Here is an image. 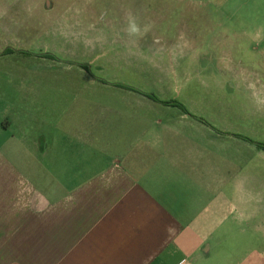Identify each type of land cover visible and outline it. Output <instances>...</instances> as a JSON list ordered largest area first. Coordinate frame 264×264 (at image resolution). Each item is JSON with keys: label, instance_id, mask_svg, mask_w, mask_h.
<instances>
[{"label": "crops", "instance_id": "1", "mask_svg": "<svg viewBox=\"0 0 264 264\" xmlns=\"http://www.w3.org/2000/svg\"><path fill=\"white\" fill-rule=\"evenodd\" d=\"M172 2L142 5L207 38L264 107V0ZM14 86L0 71V264H264L246 129L184 102Z\"/></svg>", "mask_w": 264, "mask_h": 264}, {"label": "rangeland", "instance_id": "2", "mask_svg": "<svg viewBox=\"0 0 264 264\" xmlns=\"http://www.w3.org/2000/svg\"><path fill=\"white\" fill-rule=\"evenodd\" d=\"M129 1L0 0L2 75L12 87L37 80L34 89L41 97L56 93L90 102L103 96L105 108L122 110L112 97L151 95L208 110L215 124L246 129L249 211L257 213V225H264L261 96L246 92L225 63L211 61L207 38L179 36L183 24L174 14L160 19L144 12L142 4L159 0H134L135 6ZM198 99L206 100L202 108Z\"/></svg>", "mask_w": 264, "mask_h": 264}, {"label": "trees", "instance_id": "3", "mask_svg": "<svg viewBox=\"0 0 264 264\" xmlns=\"http://www.w3.org/2000/svg\"><path fill=\"white\" fill-rule=\"evenodd\" d=\"M125 88H127V87H125ZM127 89H129V88H127ZM145 96L149 97L152 100H157L156 97H154V96H151V95H145ZM175 105L178 106L179 108H182L183 109V107L181 105H179V104H175Z\"/></svg>", "mask_w": 264, "mask_h": 264}]
</instances>
